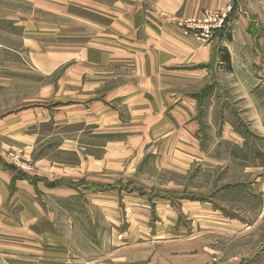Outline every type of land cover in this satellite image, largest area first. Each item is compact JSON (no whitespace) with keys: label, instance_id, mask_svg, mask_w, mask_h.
Instances as JSON below:
<instances>
[{"label":"crops","instance_id":"0c3cea01","mask_svg":"<svg viewBox=\"0 0 264 264\" xmlns=\"http://www.w3.org/2000/svg\"><path fill=\"white\" fill-rule=\"evenodd\" d=\"M44 7L28 90L0 68V264H264V0Z\"/></svg>","mask_w":264,"mask_h":264},{"label":"rangeland","instance_id":"374dc122","mask_svg":"<svg viewBox=\"0 0 264 264\" xmlns=\"http://www.w3.org/2000/svg\"><path fill=\"white\" fill-rule=\"evenodd\" d=\"M45 0H0V68L4 69L3 77L6 80H15L22 83V89L28 90L30 79L34 78L35 69L42 67L47 45L45 36ZM36 3V5H35ZM36 12H34V7ZM15 9V11H14ZM19 17L20 28L13 27V21ZM36 17V36L30 40L28 21L29 17ZM61 21L60 15H53ZM19 31V35H18ZM20 36L19 38H17ZM33 39V40H32ZM71 127L69 130H77Z\"/></svg>","mask_w":264,"mask_h":264},{"label":"built area","instance_id":"2783aa9c","mask_svg":"<svg viewBox=\"0 0 264 264\" xmlns=\"http://www.w3.org/2000/svg\"><path fill=\"white\" fill-rule=\"evenodd\" d=\"M234 13V5L228 4L218 9H208L202 18H188L176 21L183 34L201 40H209L228 27Z\"/></svg>","mask_w":264,"mask_h":264}]
</instances>
